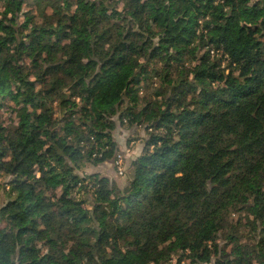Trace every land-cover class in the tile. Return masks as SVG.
Masks as SVG:
<instances>
[{
    "label": "trees",
    "instance_id": "trees-1",
    "mask_svg": "<svg viewBox=\"0 0 264 264\" xmlns=\"http://www.w3.org/2000/svg\"><path fill=\"white\" fill-rule=\"evenodd\" d=\"M25 3L0 0V264H264V0ZM116 115L148 134L122 189L77 173Z\"/></svg>",
    "mask_w": 264,
    "mask_h": 264
},
{
    "label": "rangeland",
    "instance_id": "rangeland-1",
    "mask_svg": "<svg viewBox=\"0 0 264 264\" xmlns=\"http://www.w3.org/2000/svg\"><path fill=\"white\" fill-rule=\"evenodd\" d=\"M54 1L55 0L51 1L50 6L47 5V7L43 8L42 5H38L34 3V1L32 0H26V3L22 6V11H21L22 15L19 18L18 25L23 21L24 16L26 14H31L33 16L34 21L37 22L38 24L43 23V19L40 16V14L45 9H46L45 10L46 13L50 14L51 9L53 7H56ZM113 1L117 3L116 5L118 9H122L123 0H113ZM202 51L203 49L199 48L197 56H199L202 53ZM157 67H159V65ZM143 78L144 76L142 77L138 85L139 97L154 98L155 97L154 92L160 90L161 88H164L161 80H159L154 76H151L147 80ZM53 106L54 107L56 106L55 103L53 104ZM55 110H56L55 115L57 117H60L57 107H55ZM0 113H2L0 119L4 123V125L8 126L10 123L13 124L16 121L14 113L10 112L9 110L4 111V109L1 108ZM113 119L115 121V128L112 131V138L117 147L115 156L111 158L109 161H105L98 165H86L82 170L77 171V173L81 176L97 173L98 175L107 177L111 184L122 189L127 184L130 163L143 150L144 143L148 137V134L146 132L144 125H139V124L129 125L126 122H120L117 115L114 116ZM118 168L121 169L122 173L119 172ZM9 180H10L9 175H4L0 173V205L5 200V194L3 191L4 190L6 191ZM86 195L87 194L84 193L80 196L86 197ZM90 197L91 195H88L89 199ZM85 206L90 208L89 203L87 201L85 203ZM234 219H236V216H234ZM246 230L247 229H245L244 232H246ZM220 243L221 245H223V242L221 240ZM228 248L229 246H226V249ZM177 257L178 255H174L173 258L169 260L168 264H176ZM180 264H194V263H190L189 260L183 259ZM208 264H213V262H210Z\"/></svg>",
    "mask_w": 264,
    "mask_h": 264
},
{
    "label": "built area",
    "instance_id": "built-area-1",
    "mask_svg": "<svg viewBox=\"0 0 264 264\" xmlns=\"http://www.w3.org/2000/svg\"><path fill=\"white\" fill-rule=\"evenodd\" d=\"M118 169H119V172L122 173L121 169L120 168H118Z\"/></svg>",
    "mask_w": 264,
    "mask_h": 264
}]
</instances>
